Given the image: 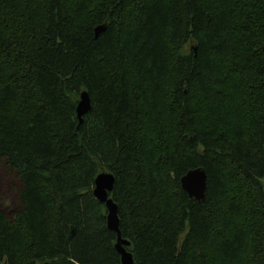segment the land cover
Masks as SVG:
<instances>
[{"label": "trees", "instance_id": "trees-1", "mask_svg": "<svg viewBox=\"0 0 264 264\" xmlns=\"http://www.w3.org/2000/svg\"><path fill=\"white\" fill-rule=\"evenodd\" d=\"M0 164V264H122L104 171L134 264H264V0H0Z\"/></svg>", "mask_w": 264, "mask_h": 264}, {"label": "water", "instance_id": "water-1", "mask_svg": "<svg viewBox=\"0 0 264 264\" xmlns=\"http://www.w3.org/2000/svg\"><path fill=\"white\" fill-rule=\"evenodd\" d=\"M106 28V24H100L95 27V36L98 37ZM90 98L87 90L80 91L79 100L76 106V114L79 123L82 122L83 116L90 110ZM181 186L190 197L197 201H202L206 190V172L203 167L189 169L180 178ZM114 176L111 172H100L94 180L93 194L107 209V226L116 232L117 240L115 248L120 254L122 264H134L132 253L127 249L130 245L129 240L121 237L119 229L118 207L116 202L110 196L113 189Z\"/></svg>", "mask_w": 264, "mask_h": 264}, {"label": "rangeland", "instance_id": "rangeland-1", "mask_svg": "<svg viewBox=\"0 0 264 264\" xmlns=\"http://www.w3.org/2000/svg\"><path fill=\"white\" fill-rule=\"evenodd\" d=\"M0 197L3 206L11 208V211L16 204L17 197L11 185L10 178L2 164H0Z\"/></svg>", "mask_w": 264, "mask_h": 264}]
</instances>
